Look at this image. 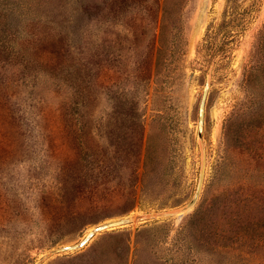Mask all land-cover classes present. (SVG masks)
<instances>
[{"label":"rangeland","instance_id":"374dc122","mask_svg":"<svg viewBox=\"0 0 264 264\" xmlns=\"http://www.w3.org/2000/svg\"><path fill=\"white\" fill-rule=\"evenodd\" d=\"M162 4L0 0V264H264V0Z\"/></svg>","mask_w":264,"mask_h":264},{"label":"trees","instance_id":"16d2710c","mask_svg":"<svg viewBox=\"0 0 264 264\" xmlns=\"http://www.w3.org/2000/svg\"><path fill=\"white\" fill-rule=\"evenodd\" d=\"M142 2V8L144 13L150 11V9L146 6L147 3L152 2L153 6H159V0H140ZM185 0H163V4L161 6V17L159 21V30L158 32L154 29L152 36L157 37L158 40V48H157V64L160 65L159 59L162 57V54L169 53L170 49L166 48L163 39L167 33V27L171 26L179 19V13L183 7ZM158 21L155 22L157 24ZM153 159L154 153L152 148L150 147L149 142H147L146 150L144 153V163H143V175H148L153 171ZM137 171V170H135ZM132 207H125L124 211L128 212Z\"/></svg>","mask_w":264,"mask_h":264},{"label":"water","instance_id":"95a60500","mask_svg":"<svg viewBox=\"0 0 264 264\" xmlns=\"http://www.w3.org/2000/svg\"><path fill=\"white\" fill-rule=\"evenodd\" d=\"M196 198L197 197H194L187 205L191 206V208H192L195 201H196ZM131 221H132V219L130 220L129 217H124V218H119V219L104 222V223L94 227L92 234H88L84 240L80 241V243H78L75 246H72V248H69L68 246H66V247L62 248V251H71V250L83 248L87 244V242L93 237V235L95 233H99V232L104 231V230H110V229H114V228L123 227V226L131 223Z\"/></svg>","mask_w":264,"mask_h":264},{"label":"bare ground","instance_id":"6f19581e","mask_svg":"<svg viewBox=\"0 0 264 264\" xmlns=\"http://www.w3.org/2000/svg\"><path fill=\"white\" fill-rule=\"evenodd\" d=\"M202 118H203V112L201 110V113H200V121H202ZM195 197H197V195ZM190 209H191V206L186 205L184 208H182L179 211L175 212L176 213V216H177V220H180L186 212L190 211ZM129 219L131 220V219H133V217H129ZM92 232H93V229H90L88 231L87 235L88 234H92ZM85 238L86 237H84L82 240H84ZM68 247L69 248H72V246H68Z\"/></svg>","mask_w":264,"mask_h":264}]
</instances>
